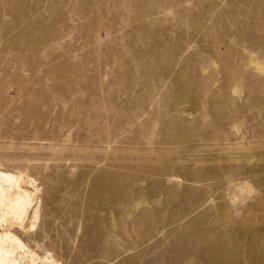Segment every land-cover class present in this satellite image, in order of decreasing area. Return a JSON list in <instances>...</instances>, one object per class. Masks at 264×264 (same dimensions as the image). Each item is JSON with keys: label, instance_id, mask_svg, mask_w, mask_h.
I'll return each instance as SVG.
<instances>
[{"label": "rangeland", "instance_id": "374dc122", "mask_svg": "<svg viewBox=\"0 0 264 264\" xmlns=\"http://www.w3.org/2000/svg\"><path fill=\"white\" fill-rule=\"evenodd\" d=\"M1 166L60 264H264V0H0Z\"/></svg>", "mask_w": 264, "mask_h": 264}, {"label": "bare ground", "instance_id": "6f19581e", "mask_svg": "<svg viewBox=\"0 0 264 264\" xmlns=\"http://www.w3.org/2000/svg\"><path fill=\"white\" fill-rule=\"evenodd\" d=\"M39 186L26 167H0V264H60L50 252L37 251L44 246V235L36 232Z\"/></svg>", "mask_w": 264, "mask_h": 264}]
</instances>
